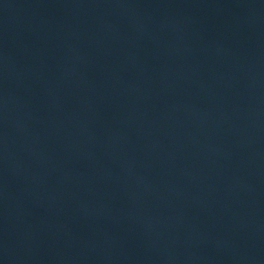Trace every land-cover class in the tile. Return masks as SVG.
I'll use <instances>...</instances> for the list:
<instances>
[{
  "label": "water",
  "instance_id": "obj_1",
  "mask_svg": "<svg viewBox=\"0 0 264 264\" xmlns=\"http://www.w3.org/2000/svg\"><path fill=\"white\" fill-rule=\"evenodd\" d=\"M0 264H264V0H0Z\"/></svg>",
  "mask_w": 264,
  "mask_h": 264
}]
</instances>
